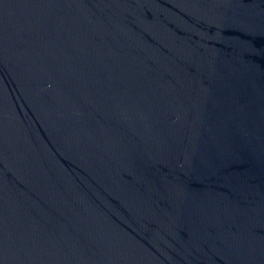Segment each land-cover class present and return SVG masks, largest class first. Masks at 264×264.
<instances>
[{
	"label": "water",
	"instance_id": "water-1",
	"mask_svg": "<svg viewBox=\"0 0 264 264\" xmlns=\"http://www.w3.org/2000/svg\"><path fill=\"white\" fill-rule=\"evenodd\" d=\"M0 264H264V0H0Z\"/></svg>",
	"mask_w": 264,
	"mask_h": 264
}]
</instances>
